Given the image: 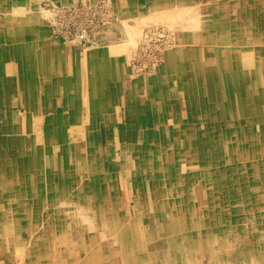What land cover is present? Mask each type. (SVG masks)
<instances>
[{"label":"rangeland","instance_id":"374dc122","mask_svg":"<svg viewBox=\"0 0 264 264\" xmlns=\"http://www.w3.org/2000/svg\"><path fill=\"white\" fill-rule=\"evenodd\" d=\"M74 1L70 0L66 4H71L66 5L49 0V6L55 10L56 7L67 9L75 6L85 10L83 2L73 3ZM100 1L103 0H97L92 6ZM205 1L193 0L194 9L184 16L188 18L193 13L199 16L196 10L208 12ZM110 2L114 12L113 40L114 43L122 42L119 46L124 47L122 44L130 37L124 34L122 25L120 26L117 6L121 8L126 2L124 0ZM217 2L224 3L222 0ZM244 2L246 4L243 2L240 4V0H230L234 20L227 23L232 35L231 40L236 43L242 41L243 35L247 36L246 41H249V36L244 35V30L250 26L252 32L261 39L258 49L262 48L264 1L256 2L262 12L258 16H254L246 9L247 3L254 1ZM129 10L131 13L124 17L125 21L121 20L130 26L137 23L135 18L149 12L145 2L139 7L138 4L134 7L129 6ZM31 11L34 12V9ZM72 13L75 14V21L87 26L91 39L63 42L67 40L63 34L57 33V25L50 27L53 34L51 36L59 41L52 40L54 51L66 66L65 80L59 78L65 81V84L66 82L74 84L78 79L86 84L90 69L96 65L97 60L103 59L108 61L112 68L109 78L106 76L104 79L113 80L111 77L120 75L118 67L123 70L121 75L125 89L131 87L130 78L124 76L126 69L133 76L144 74L143 76L147 77L156 76L163 71V65L166 63L164 60L159 63L161 64L159 67L157 65L149 72H140L137 69L151 67L154 58L147 51L159 56L158 52L169 42L166 33L157 32L159 35L151 39L152 43H146L151 46L140 47L134 54L135 45L141 39V35L134 39L125 51L116 52V47L109 48L112 40L108 43L107 39L105 41L100 39L97 42L105 44L100 46L101 51L95 48L85 49L95 42L96 32L101 33L108 21L101 20L102 25L97 27L96 21L93 22L91 18L86 20V13L77 11ZM135 15L137 17H132ZM237 15L244 20L236 19ZM182 21L183 19L179 17H173L171 21L155 22L152 19L145 26L156 27L154 24H157L161 27L154 29L160 31L163 25L169 27L171 24L176 25L177 27L171 29L176 32L178 39L180 34L186 32L184 29L188 24ZM196 22L201 24V21ZM239 25L241 30L237 32ZM98 28L100 30L97 31ZM199 28L200 25L192 34H196ZM167 29L170 37L172 31ZM40 30L43 31L42 27ZM208 30L218 31L214 24H211ZM39 39L49 41L50 37L46 35ZM71 40L74 41L75 38ZM225 43L227 42L222 43V48L231 47L234 50L237 47ZM174 44L176 45L172 47ZM173 45L167 56L179 46L177 50L187 46L203 48L207 44L186 37L182 42L174 40ZM104 46L106 47L103 48ZM260 51L255 54L253 63L239 61V64L233 63V66L225 64L226 70L220 79L212 77L209 82L204 80L206 76L204 68L201 80H198L196 75H187L190 83L186 84L188 94L190 91L192 98L196 96L202 98L203 96L196 94L197 87L202 86L211 102L206 108L211 116L207 119V124L203 123L205 127L200 121H191L196 127V133L200 135L197 139L193 135L185 146L181 143H173V146H170L178 152L176 160L173 161L176 166L174 173L171 166H165L166 172L158 176L156 167L147 166L146 163L136 169L138 170L136 176L130 174L127 176L128 170L125 167L121 170L123 162L132 169L133 162L142 157V153L138 157L135 156L134 145L128 140L133 136L135 142L137 134L98 133L99 145L105 149L107 147L106 156L98 158L95 168L84 164V170H81L80 164L69 165L68 158H62L58 147H53L50 142L43 145L48 147L47 156L40 157L37 167L34 164V167L30 166L34 180H28L30 192L28 197L19 195L13 197L10 203L6 200L8 212L0 210V220L4 218L13 224L10 225L11 229H7L10 236L7 246L13 253L0 251V264H188L179 259L180 248L185 250L183 254L190 259L191 264H264V50ZM130 55H133L132 58ZM184 56L190 57L189 54ZM145 61L150 62L146 64ZM236 61L234 58L233 62ZM88 66L91 68L88 69ZM158 70L159 73L155 74ZM55 74L59 76L60 71H56ZM178 81L180 86L184 85L181 79ZM168 84L159 80L156 81L155 87L167 96L173 87H168ZM112 85V90L118 92L117 86L113 83ZM159 89H156V92ZM20 92L19 97L22 98L23 92ZM177 97L182 102V96ZM193 102L194 100L189 106L188 113L193 112L192 108L194 111L198 109L196 114L201 113L196 102L192 106ZM129 103L135 105L134 102ZM16 104L15 107H18ZM181 106L185 110L184 103ZM164 113L167 114L166 107H163L159 117H165ZM153 117L148 118L153 120ZM222 119L223 126L226 127L220 132L221 129H217L216 126ZM239 119L243 124L238 123ZM148 137L151 138L150 134H146V145L149 142ZM158 137L153 141L154 151L158 149L157 142L161 143L160 133ZM124 152L128 155L127 159ZM180 152L184 154V164H180ZM154 161L156 166V157ZM68 170H72L71 173H68ZM142 174H145L143 179ZM106 179L108 183L116 186L114 193L118 194L119 198L115 194L108 196ZM21 188L26 190V187ZM8 195L5 196L10 198ZM51 195L55 197L51 198ZM173 239L179 243L177 248L170 244Z\"/></svg>","mask_w":264,"mask_h":264},{"label":"bare ground","instance_id":"6f19581e","mask_svg":"<svg viewBox=\"0 0 264 264\" xmlns=\"http://www.w3.org/2000/svg\"><path fill=\"white\" fill-rule=\"evenodd\" d=\"M18 1L20 4H18ZM103 4H95L92 6L93 3L87 4L86 2H83L85 4L86 12L96 14L93 10H99L103 7H105L108 10V15L105 13V11L101 12L104 14L105 19L108 21L106 26L103 28L102 32L96 33L95 42L86 48H95V49H101L100 46H103L105 44L97 43L100 41V39H107L109 46H112V44L121 45L120 43H114L115 40H113V19L114 12H112L111 9V2L110 0H103ZM8 4L3 5L2 2H0V9H2L3 14L0 13V39L6 36L8 39L9 36L19 34L25 30L24 27H28V24H32V22H42L43 24L47 25L49 28L56 24L57 25V33L63 34L64 38H66L67 41L63 42H79L80 38H82L81 32L77 35V38L72 41L71 40V32H70V26L75 25L69 21L66 17L63 15L66 14L65 9L66 8H59L56 7V10L54 8H51L49 5V0H45L40 5L37 6V2L35 0H13V2L8 1ZM42 3H45L42 5ZM33 4V7L35 8L36 12L33 14H28V7ZM88 5V6H87ZM115 5V4H114ZM21 7V8H20ZM31 7V6H30ZM39 10V11H38ZM41 10V11H40ZM120 13V12H119ZM120 26L122 25V30L125 35L129 36L130 38L126 40L122 45L129 47L134 42V39L138 38L141 35V39L138 40V43H136L133 54L137 53L139 51L140 47H148L151 46L150 44L146 43H152L151 39L155 38L157 35L161 33H166L169 38V42L167 45H165L158 53L159 56H154L150 53V51H147V53L154 58V61L152 65H150V68L145 67V69H137L140 72H149L158 65V67L161 65L160 62H166L167 60V54L168 51L171 50L172 47H174L176 44L173 45L174 40H180L182 41V34H180V37L176 39V32H174L172 29H174L173 24L169 26H162L163 29L160 31H157L154 28L161 27L157 24H154L156 27H143L141 30H134L132 26H130L126 22L124 23L125 19L124 16L120 15ZM118 22L119 18L117 16ZM123 19L124 21L122 22ZM49 20V21H48ZM227 22L230 21H219V30L218 31L221 35L219 37L212 38L211 36L207 37L206 40L208 43H213L217 45L213 47L215 50L212 51V49L208 50L206 56L204 57V67L205 71L207 73V79L208 81L212 79V77H217L218 79L223 78L224 71L226 70L227 66H233V63L239 64V61L241 63H253L255 62V54L257 52H261L260 50H264V45H262V48L258 49V45L261 44V39L257 37V34H254L252 32L253 30L248 26L249 29L244 30V35L249 36V41H246L248 39L247 36H242V41H237V43L234 40H231V32L229 31V24ZM251 22V21H250ZM41 23V24H42ZM47 23V24H46ZM206 23V22H204ZM218 23V22H217ZM177 24V23H176ZM81 23H78L75 25V27L80 26ZM173 26V27H172ZM73 27V26H72ZM179 27V26H178ZM171 29L172 33L169 37V30ZM218 28V27H217ZM154 29V30H153ZM179 29V28H178ZM229 31L228 36H223V31ZM241 30V26H237V32ZM182 31V30H181ZM159 32V34L157 33ZM184 32V31H183ZM142 33V34H141ZM239 34V33H238ZM237 34V35H238ZM53 36V34H51ZM174 35V36H173ZM177 35H179L177 33ZM230 37V39H228ZM167 38V39H168ZM118 42V41H117ZM176 42V41H175ZM227 42L225 44H229L232 46L237 47L233 50V48H222V43ZM107 43V44H108ZM264 44V41L262 42ZM133 45V46H134ZM145 45H148L145 47ZM157 44L155 43V46ZM173 45V46H172ZM15 45V47H17ZM160 46V45H159ZM172 46V47H171ZM104 46L103 48H105ZM20 48L19 46L17 47ZM22 50H24V53L28 56L29 49L32 48L31 45H23ZM20 48V50H21ZM153 48V47H152ZM178 48V47H177ZM176 48V49H177ZM3 49L5 50V53H1L0 55V210L1 212H8V206L6 200H9V203L12 201L13 197L24 195V197H28V180L33 181L34 175L30 172V166L35 165V167L38 166V160L40 157L47 156L46 147L43 146L50 142L53 147L55 146L62 158H68L69 165L71 164H80L81 170L85 169V165L91 168H95L96 164L98 163V158L106 156V149L105 147H102L99 145V138H98V131H100L99 126H96L95 128H92L89 125H83L82 124V118H77L78 121L72 122V118H64L62 113H60L59 103H56L51 97L48 96L46 93L40 94L41 92H37V90L42 87V85L38 86H32L31 83H26L23 88H19L18 86L15 87V85L12 84V78L9 74L10 67L9 62L11 59H9V45L8 43L3 44ZM173 51V50H172ZM20 53L17 52L15 56H18ZM196 53H192L190 57L188 58L187 65L189 67L194 66L195 62L198 59V55L194 56ZM204 55V54H203ZM13 56V55H12ZM131 56V55H130ZM133 56V55H132ZM131 56V58H132ZM159 57V58H157ZM148 58V59H152ZM157 58V59H155ZM234 58L237 59L236 62H233ZM231 59V61H230ZM150 61H145L144 63L148 64ZM226 64V65H225ZM147 66V65H145ZM186 74V73H185ZM216 75V76H215ZM48 87H52V85H48ZM68 87L61 86V89L64 91ZM23 92V97H19V92ZM21 93V92H20ZM15 103L18 107H15ZM75 101H70V104H74ZM225 105V104H224ZM226 106V105H225ZM223 106V107H225ZM52 113H55V116H51ZM50 114V115H49ZM239 119L238 123L243 124ZM103 121V120H102ZM105 121V120H104ZM99 120L94 119V123H98ZM224 119L220 123H218L219 129H221L220 132H222V128L226 127L224 125ZM172 126L174 125L172 123L170 124H164L162 128V142L165 146L161 147V143H158V149L154 152L151 149L152 148V142L155 140L154 135L150 134L151 138L149 139L148 145H144V150L141 149V146L138 144H134L135 148V156L138 157L139 154H141L140 160H135L132 164V169H130V166L125 164L123 162L122 168H126L128 170L127 176L135 175L137 173L138 169L141 165L145 164L147 166H154L156 167L157 175L161 176V174L165 173V166H171L172 167V173H174V170H176V166H174L175 163H173L174 160H176L178 156L177 150H174V148L167 149V146H171V140L172 143L177 142L176 136L178 134H172ZM228 126V125H227ZM103 127L106 128V125L101 126L100 133L104 132ZM182 133L184 134L182 136V144H186L188 141H190V129L188 125L182 126ZM96 130V131H95ZM36 133V134H35ZM105 133V132H104ZM136 134V133H132ZM131 134V135H132ZM133 139V136H130V141ZM179 140V139H178ZM134 141V140H133ZM142 139H136L135 142H141ZM161 141V140H159ZM170 143H167L169 142ZM178 143V142H177ZM42 146V147H41ZM56 149V150H57ZM144 151H146V154H144ZM70 152V153H69ZM125 158L128 156L126 152ZM154 157H156L157 165L159 163V166H155ZM104 159V158H103ZM127 159V158H126ZM179 160L180 164H184L185 158L184 154L181 152L179 153ZM82 161V162H81ZM165 161H168L167 163ZM103 164V163H101ZM33 165V167H34ZM143 167V170L144 171ZM175 168V169H174ZM148 169V168H146ZM145 169V172H146ZM87 170V169H86ZM91 170V172H96V170ZM135 170V172H134ZM72 170H68V173H71ZM40 175V173H39ZM141 179L144 178L145 174H142ZM105 178V177H104ZM103 178V179H104ZM39 180V179H38ZM107 180V179H106ZM123 180V179H122ZM165 181V180H164ZM108 183V180L105 182V184ZM17 185H20L18 188ZM5 186V187H4ZM21 186L26 187V190H22ZM115 185H112V183H108L106 185V188L109 190L108 196H113L114 194L116 197L119 198L118 194L114 193ZM74 188V187H72ZM19 189V190H18ZM71 190V188H70ZM69 190V191H70ZM33 192V191H32ZM31 192V193H32ZM9 193V195H8ZM5 195L10 196V198H7ZM51 198L55 197L53 195L50 196ZM3 198V199H2ZM53 200V199H50ZM117 205V204H116ZM116 209V208H115ZM1 223H3L1 225ZM0 251L3 253H11L12 251L10 248H8L7 244L9 243L10 236L8 235L7 229H11V226H13L12 222L2 218L0 220ZM94 227V226H93ZM5 229V230H4ZM170 244H172L175 248L178 247L179 243H176V239L171 240ZM169 244V245H170ZM171 246V245H170ZM177 246V247H176ZM7 247V248H6ZM185 250L182 248L179 249L180 252V258L182 262H188L190 263V259L186 257L183 253ZM13 253V252H12ZM1 254V252H0Z\"/></svg>","mask_w":264,"mask_h":264},{"label":"crops","instance_id":"0c3cea01","mask_svg":"<svg viewBox=\"0 0 264 264\" xmlns=\"http://www.w3.org/2000/svg\"><path fill=\"white\" fill-rule=\"evenodd\" d=\"M8 1L13 2V0H0L3 5L8 4ZM43 1L45 0H35L37 4L38 2L41 3ZM52 1L58 4H66V2L70 0ZM96 1L97 0H77L73 3L86 2L87 4H91L95 3ZM251 1L254 2H251L250 4L247 3L248 8L246 9L252 12L254 16H258V14H261L262 12L257 7V0ZM124 2L126 3H124L123 7L119 8V6H116L120 12V15L124 16L125 18L130 12L129 6L134 7L138 4L139 7L142 2H145L148 6L149 12L147 14H144L142 17H137L136 15L132 16L137 17L135 18L137 23L132 27L134 30H141L145 25L150 23L152 19L155 22L159 20L171 21L173 17H179L183 19L182 22L188 23L186 25L187 28L185 27L184 29L186 30V32L182 34V41H184L186 37H192L193 41H202L207 45L203 48H192L187 46V48L177 50L180 47L179 46L176 51L173 50L169 53L170 55L167 56L166 63L163 65L164 67L162 66L163 71L160 74H158L159 70L158 72H155V74H158L156 76L154 75L147 77L143 76L144 74H141V76H133L132 73L130 71L128 72V70L126 69L124 72V76L130 78L131 81V87L129 89H125V84H123L122 82L123 76L121 75V73H123V70L118 69V67L117 70L120 75L111 77L113 80L104 79V77H108V75L111 74L112 71L111 65L104 59L97 60L96 65L92 68L88 66V69H91L88 76L89 80L86 84L82 83L80 79H78L74 84L67 82L65 84V81L59 80V78H63V80H65L64 73H66V66L64 64V61L58 57V53L54 51L52 40H56L51 36L49 27H47L42 22L36 21L32 22V24H28V27H24L25 30L19 34H16V36L11 35L8 37V39L5 36L0 39V55H2L1 53H5L3 44L8 43L9 45V59H11V61L9 62V74L12 78V84L15 85V87L18 86L21 89L28 82L31 83L32 86L42 85V87H40L37 92L42 91L40 94L43 95V93H46L49 97L52 96L51 98L53 100L57 99L55 102L59 103L58 105L60 108V113H62L61 116H63L64 118H72V122H76L78 121L77 118L80 117L82 118V124L89 125L91 129L95 128L96 126L106 125V128H103L104 132H112L115 134L136 133L137 139L140 138L142 139V141L134 142L133 139H131L129 142H132L133 145H140L142 150H144L145 148V140L147 139L146 134H155L154 139L157 140V138H159L158 134L160 133L161 135L163 133L162 128L164 124L172 123L174 125V127L172 126V134H178L176 136V141L178 143L175 142V144H182V136L184 135L182 133L183 125H188L190 129V138L192 139L194 135L196 137L195 139H197V137L200 135L196 133V127H194L191 121L196 120L200 121L201 124H207V119L211 116V114L206 111V108L211 104V102H209L207 98L208 96L206 95V91L201 88L202 86H199L196 89V94L203 96L202 98H200L199 96L192 98V93L190 91L188 94V90H186V87H188V85L186 84L190 83L187 79V75H196V77H198V80L202 79L201 74L203 68L205 70L206 67H204L203 56H206L208 50L210 49L214 51V46L215 48L217 47V45L213 43H208L206 38L209 36L215 38L221 35L218 32L219 21L234 20L232 16L233 12L231 13L232 4L230 3V0H222L223 4L218 3L219 1L217 2V0H206V7L209 11L204 12L196 10L198 11L199 16L197 13H193V15L188 18L184 15L194 9L193 0H124ZM242 2L246 4L244 0H240V4ZM236 3L239 4L238 2ZM18 4H20L19 1ZM68 4L71 3H67L66 5ZM30 6L28 7V14L35 13L36 10L33 7V4ZM32 9H34V12L31 11ZM3 12L4 11L0 9V13L3 14ZM236 17L235 18L238 20H244L238 15ZM196 21H201V24H197ZM211 24H214V26L218 27L217 32H215L214 30L210 32L208 30ZM199 25L201 26V28H199V31L196 34H192V32H194V30H196ZM40 27H42L44 32L40 30ZM223 33V36L229 35L228 31H223ZM46 35H49V41L48 39H44L42 41L41 39H39L43 38V36ZM238 36L239 35H237V37ZM17 44L20 48L23 45L32 46V48L29 49L30 52H28V56L24 53V50H22V48L20 50V48H17L18 46L15 47V45ZM118 46L119 45H112L109 46V48L116 47V52L125 51L127 48L125 45V48L122 46ZM113 48L112 50L114 51ZM112 50H110V52H112ZM17 52H19L20 54L18 56H15ZM193 52L196 53L194 56L198 55V59L195 62L194 66L188 68L187 63H189V57L186 58L184 54L191 55V53ZM56 71H60L59 76L55 74ZM206 77L207 76H205L204 80L209 82L210 80L208 81ZM179 79L182 80V83L184 84L183 86H180L178 84ZM159 80L168 82V87L173 86L171 92L168 94L169 96H166L163 91L155 87L156 81L159 82ZM112 83L117 86L118 92H114L112 90ZM49 84L52 85V87H48ZM65 85L68 88L63 91L61 89V86ZM156 89L159 90L156 92ZM177 96H182V102ZM174 97L177 99H175ZM72 99L73 101H75V103L69 105ZM128 100L134 102L135 105H131L132 103L130 104ZM193 100L198 105L197 107L201 110V113L196 114L195 112H197L198 109L194 111L195 109L193 108V112L190 111L192 113H188V111L190 110L189 106ZM213 101H215V99H213ZM194 102L192 106L195 105ZM182 103H184L185 105V110L182 109ZM163 107L167 108V114H163V116L165 115V117H159L160 113H162ZM150 110L153 111L149 113ZM51 116H55V113H52ZM150 116H154L153 120H150L148 118ZM97 118L99 122L94 123V119ZM102 118H105V121H102ZM216 127L217 129H219L218 125ZM99 129L101 131V128ZM100 131L98 132L100 133ZM202 136L203 135H201V137ZM167 143H170V141ZM154 144L155 143L152 142V148ZM170 144H173L172 140ZM162 146L165 145L161 139V147ZM45 147L46 152H48V147ZM166 148L170 149V147L167 145ZM151 150L154 151V149ZM165 162L167 163L168 161ZM153 163H155V161Z\"/></svg>","mask_w":264,"mask_h":264},{"label":"built area","instance_id":"2783aa9c","mask_svg":"<svg viewBox=\"0 0 264 264\" xmlns=\"http://www.w3.org/2000/svg\"><path fill=\"white\" fill-rule=\"evenodd\" d=\"M103 2L104 1H101L99 4H103ZM65 11H66V14L65 15H63L64 17H66L67 19H69V21L71 22V23H73V24H78V23H81V25L80 26H77V27H75V25H72V26H70V32H71V39H73V38H77V35L81 32V34H82V38H80V41H82V40H84V38H87V39H91L90 38V32L88 33L87 32V26H85L84 24H82V22H78V21H75L74 20V18H75V14H73L72 12H75V11H77V12H80V13H82V14H85V12H86V9L84 10V9H82V8H80V7H69V8H67V9H65ZM96 14H93V13H89L88 14V12L86 13L87 14V18H86V20H89V18H91L92 20H93V22L94 21H96V26L98 27V26H101L102 25V23H101V20H105V21H107L106 19H105V16H104V14L103 13H101V12H103V11H105V13L108 15V10L105 8V7H103V8H101L100 9V11L99 10H93ZM91 14H93V15H91ZM111 20H112V18H111ZM74 28H75V30H74ZM74 30V31H73ZM98 30H100L99 28L97 29V31ZM97 33V32H96ZM92 42H94V41H92ZM157 58H159V57H157ZM157 58H155V59H157Z\"/></svg>","mask_w":264,"mask_h":264}]
</instances>
